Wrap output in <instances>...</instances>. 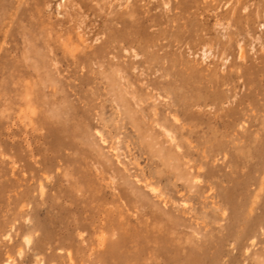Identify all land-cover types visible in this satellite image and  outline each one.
Returning <instances> with one entry per match:
<instances>
[{
	"label": "rangeland",
	"instance_id": "rangeland-1",
	"mask_svg": "<svg viewBox=\"0 0 264 264\" xmlns=\"http://www.w3.org/2000/svg\"><path fill=\"white\" fill-rule=\"evenodd\" d=\"M8 260H264V0H0Z\"/></svg>",
	"mask_w": 264,
	"mask_h": 264
},
{
	"label": "bare ground",
	"instance_id": "bare-ground-1",
	"mask_svg": "<svg viewBox=\"0 0 264 264\" xmlns=\"http://www.w3.org/2000/svg\"><path fill=\"white\" fill-rule=\"evenodd\" d=\"M153 19H151V21H152ZM105 40L107 41V42H109L110 40H111V37L110 36H108V38L106 39V37H105ZM118 48V46H116V45H114L113 46V49H117ZM126 50V49H125ZM126 52H128V51H126ZM125 52V53H126ZM242 57H243V55H242V53L240 54ZM240 56V58H242ZM138 57V56H137ZM134 58H136V57H134ZM106 67H109V65L107 66L106 65ZM136 68V67H135ZM132 70V69H131ZM114 73L116 74V76H119L120 77V79L121 80H124L125 78L122 76V72H123V68H121V66H118V67H115L114 68ZM133 71H135L134 70V68H133ZM86 80H87V82H86V84H88L89 83V79L88 78H85ZM59 81V80H58ZM58 81H57V83H58ZM125 81V80H124ZM107 83H108V81H107ZM129 84V83H128ZM56 86V85H55ZM135 88V87H134ZM148 88V87H147ZM151 88V87H150ZM97 90V89H96ZM108 93H110L111 91H107ZM54 93V95L56 94V92L54 91L53 92ZM63 93V92H62ZM147 93V92H146ZM112 97V96H111ZM132 98H133V96H132ZM23 99V101H24V104H29L30 103V100H28L27 98H22ZM113 100L117 103V105L119 104V103H121V102H123V101H125V99L124 98H122V97H113ZM22 110L20 109V111L18 112V118L19 119H21L22 118ZM172 117V116H171ZM154 118H155V116H154ZM153 118V119H154ZM152 119V120H153ZM156 119V118H155ZM159 120V119H158ZM173 122H175L174 120H172ZM156 125L160 128V129H162V131H163V133L164 134H166L168 137H169V134L171 133L170 132V130L169 129H167V128H165V126L164 125H161L160 123L158 124V123H156ZM180 125V124H179ZM100 133V132H99ZM171 137H172V134H171ZM99 138L102 140V141H104V138H103V135L100 133V136H99ZM119 138V137H118ZM119 140V139H118ZM173 140H174V138L172 137V139H170V142H173ZM177 149L179 148V146H177L176 147ZM180 149V148H179ZM181 154V153H180ZM178 155V154H177ZM183 155V154H182ZM118 156V155H117ZM108 158V157H107ZM109 159V158H108ZM161 160H166V161H168V160H170V158L167 156V155H165V154H163L162 156H161V158H160ZM187 159V158H186ZM107 162H108V160H107ZM186 163V162H185ZM122 164V163H121ZM124 166V165H123ZM201 167L202 166H199V165H194V166H190V167H188V169L192 172L193 170H198L199 171V169H201ZM104 168H106L105 166H104ZM104 170L105 169H103V170H100V168L98 167L97 168V171L99 172V173H103L104 172ZM172 170V169H171ZM174 170L176 171V172H174L175 174H174V176H172V177H175L177 180H181V177L184 175L183 173H181V171L180 170H178V165H176L175 167H174ZM112 171V170H111ZM173 172V171H172ZM105 173V172H104ZM112 178V177H111ZM113 179V178H112ZM111 179V180H112ZM196 179V176H192V183H193V181ZM114 180V179H113ZM147 180V179H146ZM73 182V181H72ZM112 184V183H111ZM148 187H150V190L152 191V189H153V187L150 185V184H148ZM40 191H41V194L43 193V191H42V186L40 185ZM80 191V190H79ZM156 194V193H155ZM27 241H30V238H25V240H24V242H25V244L26 245H29V243L27 242ZM251 241V240H250ZM245 251V253H246V250H244ZM21 251H19L18 252V254L20 253ZM9 261V260H8ZM7 262V261H6ZM6 262H5V264H6Z\"/></svg>",
	"mask_w": 264,
	"mask_h": 264
},
{
	"label": "snow or ice",
	"instance_id": "snow-or-ice-1",
	"mask_svg": "<svg viewBox=\"0 0 264 264\" xmlns=\"http://www.w3.org/2000/svg\"><path fill=\"white\" fill-rule=\"evenodd\" d=\"M165 7H169V5L166 4ZM245 11H247V9H245ZM137 59H139V57H137ZM172 120H174L175 123H176L177 125H179V124L181 123L180 119H178L176 116H173V117H172ZM96 135H97V136H100V133L97 132ZM169 139H172L171 134H169ZM173 144H175V141H174V140H173ZM192 147L195 148V145H193ZM177 150L179 151V149H177ZM201 171H203V169H201ZM201 183H202V181H201L200 179H195V180L193 181V184H194V185H200ZM195 190H196V189L193 188V192H194ZM152 191H153V193H157V189H155V188H153ZM183 195H184V193H181V196H183ZM165 207H166V205H165ZM183 207H184V208H188V207H189L188 203H184V204H183ZM224 215L227 216L228 213L225 212ZM4 239H5V240H9L10 237H9V236H5ZM27 242L30 243V241H27ZM102 242H103V238H101V244H102ZM251 243H252L253 245H255V244H256V240H252ZM234 246H235V245H233V247H234ZM23 255H24V253H23V251H21V252L19 253V256H20L21 258H23ZM6 264H14V262L11 261V260H9V261L6 262ZM260 264H264V260H261Z\"/></svg>",
	"mask_w": 264,
	"mask_h": 264
}]
</instances>
